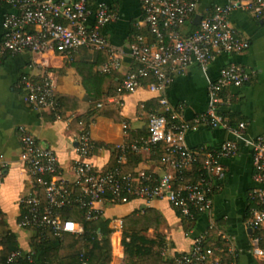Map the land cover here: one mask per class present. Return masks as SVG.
<instances>
[{"label": "built area", "instance_id": "2783aa9c", "mask_svg": "<svg viewBox=\"0 0 264 264\" xmlns=\"http://www.w3.org/2000/svg\"><path fill=\"white\" fill-rule=\"evenodd\" d=\"M200 1L140 0L142 21L151 38L148 41L139 35L131 44L136 68L124 73L116 88L117 95L133 92L149 77V89L162 92L188 67L197 65L205 69L219 53L234 54L249 48V41L236 34L228 16L239 9L264 20V0H225L214 4L201 15L193 31L183 34L181 28L197 14ZM0 3L10 7L2 23L0 61L6 55L22 52L42 55L53 51L71 62L79 49L86 48L106 54L107 59L99 68L101 73L120 68L118 51L102 32V28L116 16L106 5L97 6L94 22L88 25L87 18L91 13L88 0H0ZM252 75L237 63L224 66L218 78L208 85V109L192 123L178 116L161 96L162 112L151 111L147 115V136L117 144L116 166L106 171L98 170L88 160L95 142L84 126L75 139L78 158L73 163L75 179L72 183L60 177L54 150L39 144L27 129L20 127L19 158L31 179V191L19 199L18 226L34 229L40 236L46 233L57 237L81 235L83 226L65 217L64 211L77 206L86 221L97 220L101 211L96 204L107 196L113 204L135 198L147 202L166 199L187 219L209 213L212 195L225 175L221 161L237 155L238 145L235 140H226L218 149L201 147L192 150L186 145L185 132L203 124L241 135L244 123L234 127L219 113L220 95L226 86L240 87L249 83ZM19 87L23 90V100L30 107L39 112H50L54 119L61 118L51 74L46 73L38 80L23 75ZM123 128L125 131L127 126L124 124ZM159 146L164 150L160 162L168 171L158 176L145 172L136 175L121 173V165L128 155ZM251 154L254 180L264 184V133L253 139ZM250 199L248 225L254 231L250 247L255 256L264 259L259 234V229L264 226V188L253 189ZM121 229L122 221L117 220L110 227V237L119 235ZM207 238L206 234L200 235L194 239L190 250L173 255L174 264H225L219 254L224 247H214ZM220 238L225 240L222 235ZM162 254H166L164 248ZM19 256V252H13L9 261ZM79 264H88L83 254L79 257Z\"/></svg>", "mask_w": 264, "mask_h": 264}, {"label": "crops", "instance_id": "0c3cea01", "mask_svg": "<svg viewBox=\"0 0 264 264\" xmlns=\"http://www.w3.org/2000/svg\"><path fill=\"white\" fill-rule=\"evenodd\" d=\"M91 13L87 24L94 22L99 4L106 5L115 13L102 32L118 51L121 66L110 73L99 68L106 61L104 52L81 48L73 61L49 51L42 55L22 52L6 55L0 61V213L23 251L30 250L32 229L18 226L19 199L31 191V179L21 162L20 127L27 129L42 146L50 147L57 155L60 177L68 182L75 179L73 163L78 158L76 137L85 126L95 142L89 162L98 170L106 171L116 166L115 146L147 136V115L151 111L162 112L159 99L163 96L171 109L184 121L204 113L210 103L208 85L216 80L221 69L229 63L242 65L253 73L249 83L240 87L226 86L222 89L218 111L232 126L244 123L241 135H234L221 127L198 125L185 132L188 148L218 149L226 140H235L237 155L222 159L225 175L219 188L212 195V208L193 219L182 217L166 199L144 201L138 198L126 203L113 204L102 201L96 204L108 227L133 213H143L146 208L154 210L158 220H151L152 227L122 223L121 233L110 237L108 257L102 264H125L121 245L123 230H139L144 235L159 236L166 255L190 250L194 239L207 235L208 243L222 248L219 252L225 264H264L263 258L255 256L250 247L254 231L248 225L250 194L264 184L254 180L251 154L253 139L264 133V20L254 18L243 10H233L228 21L236 34L249 41V48L240 53H219L201 69L192 65L162 91L149 89L150 78L143 80L133 92L116 94V88L125 72L135 68L130 47L141 35L150 40L142 21L140 0H88ZM225 0H201L197 14L209 11L214 4ZM10 7L0 3V44L3 40V19ZM197 25V24H196ZM187 22L183 34L189 31ZM46 73L54 81V93L59 103L60 119L50 112H39L23 100L19 81L23 75L38 80ZM120 102V103H119ZM100 104V106H98ZM127 128L124 131L123 125ZM164 150L159 146L150 151L128 155L121 165L122 174L139 172L158 176L168 171L160 162ZM3 229V228H2ZM264 247V226L259 229ZM225 237L221 239L220 236ZM227 249V250H226ZM229 249V250H228Z\"/></svg>", "mask_w": 264, "mask_h": 264}, {"label": "trees", "instance_id": "16d2710c", "mask_svg": "<svg viewBox=\"0 0 264 264\" xmlns=\"http://www.w3.org/2000/svg\"><path fill=\"white\" fill-rule=\"evenodd\" d=\"M188 23L190 28L187 33L197 27L193 19ZM103 201L110 202V199L107 196ZM64 215L78 221L84 228L83 234H64L57 237L46 233L40 236L32 229L30 250L26 252L19 247L15 234L7 228L0 213V264H79L81 254L87 259L88 264H102L110 250L111 230L108 227V220L100 216L97 220L86 221L82 210L77 206L66 209ZM151 220H158V215L154 210L146 208L141 214L133 213L127 216L122 223L152 227L154 223ZM157 227L154 224V229ZM121 245L125 254V264H174L172 257L162 254L164 243L159 236L150 238L139 230H123ZM13 252H19L20 256L9 261Z\"/></svg>", "mask_w": 264, "mask_h": 264}, {"label": "water", "instance_id": "95a60500", "mask_svg": "<svg viewBox=\"0 0 264 264\" xmlns=\"http://www.w3.org/2000/svg\"><path fill=\"white\" fill-rule=\"evenodd\" d=\"M200 19H201V15L196 14V15L194 16V18H193L194 23H195V24H198V23L200 22Z\"/></svg>", "mask_w": 264, "mask_h": 264}]
</instances>
